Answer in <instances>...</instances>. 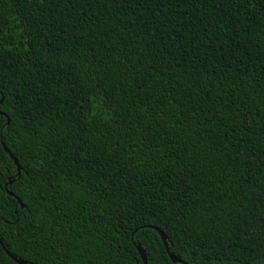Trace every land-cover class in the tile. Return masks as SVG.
Here are the masks:
<instances>
[{"label":"trees","instance_id":"16d2710c","mask_svg":"<svg viewBox=\"0 0 264 264\" xmlns=\"http://www.w3.org/2000/svg\"><path fill=\"white\" fill-rule=\"evenodd\" d=\"M0 99L13 257L264 264V0H0Z\"/></svg>","mask_w":264,"mask_h":264},{"label":"water","instance_id":"95a60500","mask_svg":"<svg viewBox=\"0 0 264 264\" xmlns=\"http://www.w3.org/2000/svg\"><path fill=\"white\" fill-rule=\"evenodd\" d=\"M2 147H3V150L9 155V157L11 158V160L13 161L14 165L16 166V169H17V175L20 174V171H21V168L17 162V160L10 154V152L8 151V149L4 146L3 143H1ZM17 202L19 203L20 207L23 208V205H21V203L17 200ZM158 234L161 238V241L164 245V248H165V251L167 252L168 256H169V259L172 261V263L174 264H181V261L179 259H177L176 257H174L173 255H171L169 253V250H168V246H167V243H166V239H165V236L163 235L162 232L158 231ZM0 246L2 248V250L4 251V253L16 264H26L25 262L21 261V260H18L17 258L13 257L2 245L1 241H0ZM137 251L140 255V258L142 260V263L143 264H147L146 262V254L144 252V250L140 247V246H137Z\"/></svg>","mask_w":264,"mask_h":264},{"label":"snow or ice","instance_id":"6c2138e0","mask_svg":"<svg viewBox=\"0 0 264 264\" xmlns=\"http://www.w3.org/2000/svg\"><path fill=\"white\" fill-rule=\"evenodd\" d=\"M3 104H4V101H3V99H0V118H2L3 117V115H4V107H3ZM3 135V132H2V130H0V136H2ZM3 179V177L2 176H0V180H2ZM181 264H186V262L185 261H181Z\"/></svg>","mask_w":264,"mask_h":264}]
</instances>
